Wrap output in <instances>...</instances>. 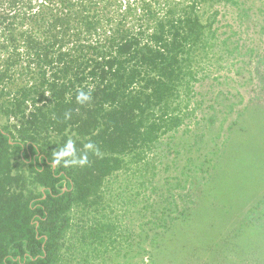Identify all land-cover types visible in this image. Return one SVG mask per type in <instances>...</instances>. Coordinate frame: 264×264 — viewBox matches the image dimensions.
Listing matches in <instances>:
<instances>
[{
    "label": "trees",
    "instance_id": "1",
    "mask_svg": "<svg viewBox=\"0 0 264 264\" xmlns=\"http://www.w3.org/2000/svg\"><path fill=\"white\" fill-rule=\"evenodd\" d=\"M222 5L238 0H0V264H80L97 245L82 226L107 217L108 181L192 115L218 45L219 10L200 11Z\"/></svg>",
    "mask_w": 264,
    "mask_h": 264
},
{
    "label": "rangeland",
    "instance_id": "2",
    "mask_svg": "<svg viewBox=\"0 0 264 264\" xmlns=\"http://www.w3.org/2000/svg\"><path fill=\"white\" fill-rule=\"evenodd\" d=\"M217 9L192 115L144 166L108 181L114 202L82 226L99 240L77 249L80 264H264V0L203 8V22ZM152 174L150 197L140 183Z\"/></svg>",
    "mask_w": 264,
    "mask_h": 264
},
{
    "label": "clouds",
    "instance_id": "3",
    "mask_svg": "<svg viewBox=\"0 0 264 264\" xmlns=\"http://www.w3.org/2000/svg\"><path fill=\"white\" fill-rule=\"evenodd\" d=\"M88 96L86 94H84L83 92L80 93V95L78 96V100H87ZM88 149H91L93 147L92 144H88L85 146ZM73 155V143L72 141H68L65 148L62 149L61 151H59L58 153L55 154V159L53 161L54 164H60L61 160H64V158L66 157H70ZM65 163H73V164H79L81 166H83L84 164L87 163V156H82L79 158V160H71V161H67L65 160Z\"/></svg>",
    "mask_w": 264,
    "mask_h": 264
}]
</instances>
